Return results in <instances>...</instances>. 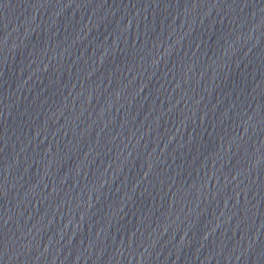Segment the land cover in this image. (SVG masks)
<instances>
[{
	"label": "water",
	"instance_id": "water-1",
	"mask_svg": "<svg viewBox=\"0 0 264 264\" xmlns=\"http://www.w3.org/2000/svg\"><path fill=\"white\" fill-rule=\"evenodd\" d=\"M0 264H264V0H0Z\"/></svg>",
	"mask_w": 264,
	"mask_h": 264
}]
</instances>
